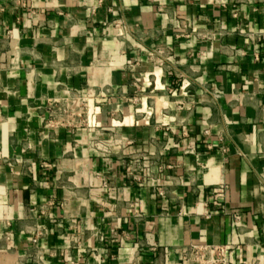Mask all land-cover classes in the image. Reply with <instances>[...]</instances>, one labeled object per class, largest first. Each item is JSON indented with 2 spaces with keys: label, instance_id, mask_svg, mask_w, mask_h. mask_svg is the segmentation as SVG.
<instances>
[{
  "label": "crops",
  "instance_id": "0c3cea01",
  "mask_svg": "<svg viewBox=\"0 0 264 264\" xmlns=\"http://www.w3.org/2000/svg\"><path fill=\"white\" fill-rule=\"evenodd\" d=\"M89 87L90 130L47 126ZM191 242L264 264V0H0V264Z\"/></svg>",
  "mask_w": 264,
  "mask_h": 264
},
{
  "label": "built area",
  "instance_id": "2783aa9c",
  "mask_svg": "<svg viewBox=\"0 0 264 264\" xmlns=\"http://www.w3.org/2000/svg\"><path fill=\"white\" fill-rule=\"evenodd\" d=\"M178 36L189 37L186 31L181 32ZM164 57L162 56V59ZM95 90L91 87L86 92L76 90L70 91L63 96L51 97L46 102V124L53 129H91L92 118V99L95 97ZM214 98H221L219 92L213 93ZM182 105L180 102L179 106ZM102 148L107 147V143L98 141L95 146ZM163 165L160 166L162 168ZM134 179L142 181L141 174H135ZM236 219L240 218L239 214L235 215ZM37 239H35V242ZM227 244H211L207 242H191L186 248L183 260L189 264H248L233 261L229 256V251L233 248Z\"/></svg>",
  "mask_w": 264,
  "mask_h": 264
}]
</instances>
